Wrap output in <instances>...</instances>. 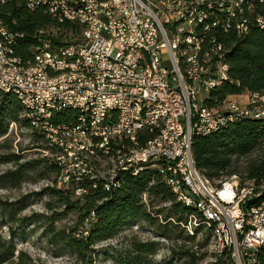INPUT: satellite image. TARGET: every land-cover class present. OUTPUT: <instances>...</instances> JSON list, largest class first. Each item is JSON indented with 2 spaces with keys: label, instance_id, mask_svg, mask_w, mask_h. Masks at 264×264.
<instances>
[{
  "label": "built area",
  "instance_id": "2783aa9c",
  "mask_svg": "<svg viewBox=\"0 0 264 264\" xmlns=\"http://www.w3.org/2000/svg\"><path fill=\"white\" fill-rule=\"evenodd\" d=\"M262 1L24 0L58 26L38 29L32 56L22 60L24 33L0 17V90L16 95L56 149L59 185L87 178L94 187L96 164L107 156L133 174L154 167L176 200L192 208L189 216L210 229L214 261L259 264L264 179L210 181L195 167L191 142L194 133L237 116L264 114L258 92L229 95L219 105L205 101L228 79L227 37L264 29L256 10ZM240 97L243 107L234 101ZM115 169L103 178L106 190L119 186Z\"/></svg>",
  "mask_w": 264,
  "mask_h": 264
},
{
  "label": "trees",
  "instance_id": "16d2710c",
  "mask_svg": "<svg viewBox=\"0 0 264 264\" xmlns=\"http://www.w3.org/2000/svg\"><path fill=\"white\" fill-rule=\"evenodd\" d=\"M256 10L264 17V0L256 7ZM0 17L10 27L24 33V37L19 40L17 46V54L22 60L32 56L31 46L35 41L33 34L38 29L58 26L56 20L42 8L28 10L24 0H7L0 4ZM225 45L228 79L209 92L205 98L206 103L210 106L219 105L229 95L247 92H258L264 95V29L252 26L242 37L230 34L225 40ZM26 113V109L12 91L0 90V122L6 119L28 126L47 143L46 148L54 154L56 149L48 144L44 135L32 126ZM64 118H67L66 114ZM0 127L2 128L1 124ZM263 143L264 114L257 117L240 115L210 133H194L191 150L195 167L213 182L224 173L234 174L235 169L231 168L234 157L247 155ZM44 159H41L45 161L43 167L60 174L59 167L53 158L49 161ZM102 160L110 161L111 158L107 156ZM31 162L30 168H34ZM19 171L21 170L10 172L8 174L10 179L14 178ZM244 172L245 179H252L256 185L259 184L264 179V155L259 160L247 164ZM114 179L120 182L119 186L110 190L104 189V180L98 177L95 179L94 187L91 186L89 179L84 178L77 182L70 179L67 184L71 186L75 183L71 189L51 188L65 207L77 208L85 213L83 221L87 220V227L84 230L86 234L64 235L65 244L80 256H83L85 250L94 243L113 237L119 230L134 222L145 223L157 229L174 230L192 211V208L176 200L175 195L154 167H145L136 174L130 170L123 171L116 168ZM78 187L86 188V191L71 200V194L73 195L74 189ZM143 194H148L149 197L157 198L161 202H168L169 213L163 215L162 209L151 210L148 203L143 201ZM201 224L205 227L199 220L198 226ZM198 229L199 227H195L194 231ZM164 235L169 237L166 233ZM187 236L191 237V235ZM153 245L154 242H135L134 250L138 255H150L155 251ZM13 255L14 247L11 241L0 239V264L9 261ZM227 263L217 259L209 264ZM259 264H264V249L259 251Z\"/></svg>",
  "mask_w": 264,
  "mask_h": 264
},
{
  "label": "rangeland",
  "instance_id": "374dc122",
  "mask_svg": "<svg viewBox=\"0 0 264 264\" xmlns=\"http://www.w3.org/2000/svg\"><path fill=\"white\" fill-rule=\"evenodd\" d=\"M205 96V94H204ZM243 107L245 97L234 98ZM21 116V114H20ZM0 239L11 241L13 257L2 264H209L214 262L213 238L211 231L199 218L185 216L186 220L176 229H157L145 223L134 222L113 237L99 241L78 255L66 244L64 235L86 234L87 220L84 211L65 207L51 191L71 189L73 185H59V175L44 166V160L53 158L46 148L47 143L28 126L19 122H0ZM264 155V143L251 153L234 157L231 168L234 174H222L214 179H232L235 175L240 182L245 179L247 164ZM32 160L39 161L31 162ZM31 163L34 168H30ZM97 177L109 178L115 163L99 160ZM18 174L10 179L12 171ZM75 182H77L75 180ZM78 194H71V200ZM143 201L151 210L162 209L168 214L170 204L143 194ZM180 216V214H178ZM199 227L198 231H194ZM74 230V231H72ZM166 233L169 237L164 235ZM191 235V237L187 236ZM135 242H154L155 251L150 255H138ZM231 264V263H227Z\"/></svg>",
  "mask_w": 264,
  "mask_h": 264
},
{
  "label": "bare ground",
  "instance_id": "6f19581e",
  "mask_svg": "<svg viewBox=\"0 0 264 264\" xmlns=\"http://www.w3.org/2000/svg\"><path fill=\"white\" fill-rule=\"evenodd\" d=\"M262 29V28H261ZM32 37V36H31ZM33 40V39H32ZM20 102V101H19ZM25 108V107H24ZM124 171V170H123ZM120 183V182H119Z\"/></svg>",
  "mask_w": 264,
  "mask_h": 264
}]
</instances>
